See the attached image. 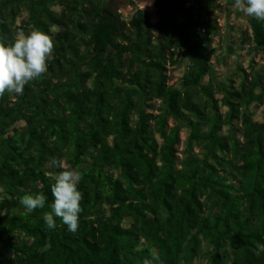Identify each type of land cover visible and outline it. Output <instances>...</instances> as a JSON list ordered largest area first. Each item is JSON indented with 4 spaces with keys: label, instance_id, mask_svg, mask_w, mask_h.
Returning a JSON list of instances; mask_svg holds the SVG:
<instances>
[{
    "label": "trees",
    "instance_id": "16d2710c",
    "mask_svg": "<svg viewBox=\"0 0 264 264\" xmlns=\"http://www.w3.org/2000/svg\"><path fill=\"white\" fill-rule=\"evenodd\" d=\"M155 2L164 12L159 22L143 7L126 18L108 0H0V41H14L12 25L25 8L19 29L36 27L54 43L47 71L23 94L0 97V264H133L150 252L138 248L142 239L158 248L153 264H185L182 254H198L202 237L214 248L209 264L232 256L233 264H264V120L248 112L263 99L260 78L219 84L228 106L220 112L213 44L196 30L204 23L193 6ZM251 29L264 49V21L254 18ZM180 49L191 62L186 89L169 82ZM208 73L211 81L202 82ZM156 98L158 113L147 109ZM171 116L192 126L188 150L205 147L203 155H186L181 168L182 124L172 126ZM235 119L245 139L230 146L221 132ZM63 158L82 175L76 233L58 217L54 229L43 219L52 211L53 174L63 170L48 162ZM33 193L43 194L45 205L29 213L20 198Z\"/></svg>",
    "mask_w": 264,
    "mask_h": 264
},
{
    "label": "rangeland",
    "instance_id": "374dc122",
    "mask_svg": "<svg viewBox=\"0 0 264 264\" xmlns=\"http://www.w3.org/2000/svg\"><path fill=\"white\" fill-rule=\"evenodd\" d=\"M112 3L114 7H119L123 15L126 18L132 16L136 10L143 7L147 10L149 14V20L151 22H159L163 18L164 12L160 8L155 0H108ZM187 6H193L194 14L200 22H203L201 26L196 28L199 31L200 37H207L211 39L213 44V51L210 53L211 62L213 65L212 76L214 78V88L216 89L215 97L218 99V107L220 112L226 113L228 106L223 103L222 96L224 91H218V85H231L240 86L242 80L249 76L248 81L254 80V78L259 77L261 84L257 87L256 91L264 92V49L259 48L252 39V29L251 23L254 17H249L242 13L238 8L234 7L235 0H178ZM52 8L58 12L61 11V6L57 3L52 4ZM28 18V12L25 8L21 9L20 15L17 17L12 25L15 36L23 33L19 26L24 24ZM177 20L181 19L182 16L177 15ZM204 26V27H203ZM53 31L60 30L59 26H54ZM178 63L175 65L169 64V82L175 87V89H186L188 85L185 83L186 78L189 76V68L191 62L189 58L185 55V50H177ZM212 76L208 73L206 74L202 82L209 83ZM91 83V82H90ZM252 85L253 83L250 82ZM203 95L205 98H210V96L203 90ZM196 97V96H195ZM211 100V98H210ZM150 102L154 104V107H147L148 110H153L155 113L161 112L162 101L161 99H151ZM210 105H207L209 109ZM244 109V107H243ZM248 112L252 116L253 120L263 121L264 120V95L261 101H254L248 106ZM190 114V113H188ZM137 119V115L134 116ZM169 123L174 126L177 123L182 124V131L180 132V142L176 146L177 150V162L178 166L181 168V160L189 154L203 155L205 147L203 144L195 143L192 150L187 148V138L192 130V126L187 120H175L174 117H169ZM24 122H19L18 126H24ZM226 138L229 139V145H232V139L238 138L244 140V125L240 119H235L233 123H226L223 126L222 132ZM158 140L162 137L159 133H156ZM235 156L233 149L229 150V157ZM66 164V159H62ZM49 168L53 166L52 161L48 162ZM77 170L76 168H73ZM112 170L115 171L116 175H121V168L112 166ZM78 171V170H77ZM60 172L53 174L56 177ZM2 188H0V193ZM4 195L2 192L1 196ZM211 204V202H210ZM210 204L208 202V212L210 211ZM218 211V208L213 210ZM123 223L127 228L133 225L132 219L125 218ZM139 249L142 250L146 247H150V252L143 253L141 256L134 257L133 264H144L145 260L152 263V257L158 256V248L148 243L146 240L142 239L141 244L138 245ZM228 249L230 246H227ZM213 245L208 243L205 237L201 239V248L198 254H195L189 260L182 254V260L185 264H209L212 254ZM7 253H10L8 249H5ZM230 250V249H229ZM233 257V256H232ZM228 258V264H233V258ZM161 262V260H159Z\"/></svg>",
    "mask_w": 264,
    "mask_h": 264
},
{
    "label": "clouds",
    "instance_id": "9594fccd",
    "mask_svg": "<svg viewBox=\"0 0 264 264\" xmlns=\"http://www.w3.org/2000/svg\"><path fill=\"white\" fill-rule=\"evenodd\" d=\"M234 7L249 17L264 21V0H235ZM53 49L51 36L36 27H30L27 34H18L10 44L0 41V97L6 92L23 94L26 84L47 71L46 62L51 58ZM52 164L63 170L55 177V183L51 186L54 197L52 211L45 212L43 219L48 228L54 229V216L58 217L70 232L76 233L82 200L78 184L82 175L63 160L54 159ZM20 204L31 213L44 207L45 196L25 194L20 198ZM144 264H149V261L145 260Z\"/></svg>",
    "mask_w": 264,
    "mask_h": 264
},
{
    "label": "flooded vegetation",
    "instance_id": "af4514ba",
    "mask_svg": "<svg viewBox=\"0 0 264 264\" xmlns=\"http://www.w3.org/2000/svg\"><path fill=\"white\" fill-rule=\"evenodd\" d=\"M115 8H117V10H118V11L122 12V11L120 10V8H119V7H115ZM135 12H136V11H135ZM133 14H134V13H133ZM133 14H132V15H133ZM124 17H125V16H124Z\"/></svg>",
    "mask_w": 264,
    "mask_h": 264
}]
</instances>
